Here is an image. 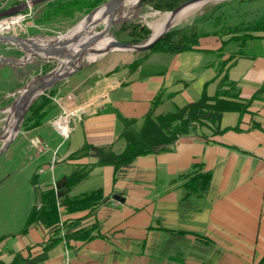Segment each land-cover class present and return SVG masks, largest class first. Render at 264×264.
I'll list each match as a JSON object with an SVG mask.
<instances>
[{
  "label": "crops",
  "instance_id": "1",
  "mask_svg": "<svg viewBox=\"0 0 264 264\" xmlns=\"http://www.w3.org/2000/svg\"><path fill=\"white\" fill-rule=\"evenodd\" d=\"M224 13L191 25L196 42L191 39L190 50H159L131 73L78 80L83 87L94 80L79 89L78 99L96 109L79 117L60 154L68 157L60 173L97 164L95 150L78 160L71 156L86 143L114 144L117 115L144 119L160 92V113L219 92L224 101L248 104L247 110L203 121L170 150L138 157L118 180L112 166L96 167L69 193L95 189L85 186L90 179L98 183L106 201L95 212L65 215L70 222L78 218L76 228L38 224L25 235L17 232L1 242L0 261L10 264L19 252L27 264H264V29L225 26ZM118 80L122 85L113 86ZM93 225V234L78 232Z\"/></svg>",
  "mask_w": 264,
  "mask_h": 264
},
{
  "label": "rangeland",
  "instance_id": "2",
  "mask_svg": "<svg viewBox=\"0 0 264 264\" xmlns=\"http://www.w3.org/2000/svg\"><path fill=\"white\" fill-rule=\"evenodd\" d=\"M139 1H128L129 3H126L127 6L117 14L116 18L118 17L119 20L113 25L109 38L126 44H145L151 40L153 33L157 32L151 26L158 19L157 16H153V13H171L177 6L189 0H146L141 7H138ZM106 2L108 1H105L97 7L103 6ZM169 2L170 6L175 4L173 9L166 7V4ZM20 3L21 1L19 0H0V12L10 9L12 5L20 6ZM46 3H41L37 6L32 4V11L27 18L24 20L21 19L18 23L12 22L8 27L9 29L4 28L0 30L2 31L0 35H10L24 40H31L33 43L28 44L31 47H34V45L44 46L53 37L66 34L89 11L94 9H89L86 5L84 8L70 7L66 10L56 8V11L54 7H48ZM156 4L162 5L163 10L155 9L154 6ZM27 11H23L17 15L27 14ZM221 11H224V14L228 12L229 15L223 20L225 26H235L244 33L245 31L246 33L252 32L249 30L250 27L255 29V32L258 29H264V26H255L258 23L264 25V0H222L203 5L188 18L169 27L166 35L172 33L174 42L171 41V43L173 45L186 44L185 40L191 44L190 38H194L193 40L196 42L195 37L191 34V29H189L192 27L191 25L195 22L196 24L199 23L198 26L204 24L203 22L208 16L212 17L215 13H220ZM125 14L126 18L123 19ZM218 15L217 17L220 18L221 15ZM8 21V18L0 19V24ZM107 23L106 18L100 26L96 27L95 32L98 33L103 30ZM235 27L234 30H236ZM245 35L247 36L249 34ZM157 51L159 50H151L143 54H131L125 51L115 50L103 54L93 61L88 60L89 51L84 53L81 57V63H78L77 68L72 69L69 73L70 75L73 73L71 76H65L54 87L47 90L34 101L33 104L38 103L43 95L49 93L53 100L51 104V117H48L41 127L35 129L30 127V123L26 124L24 121L18 134L14 138L12 137L13 139L11 138L4 142L0 140V153L2 152L0 156V244L4 239L12 238L17 235V232L19 233L25 228L31 208L35 205V192L37 187L50 185L55 189L59 200H61L60 188L62 183H65V174L60 173V169L68 164V157L64 158L60 154L66 150V142L76 132L79 125V117L83 115L85 119L90 111L96 109V106L94 107L93 105L81 106L78 99L79 95L82 94V92H79L81 88L88 89L93 87L94 80L90 84L86 83V87H83L84 85H81L82 87L78 86L76 82L87 79L91 75H95L93 79L97 81L99 74H103L104 77L109 76L115 78L114 75L120 72L125 73L128 71L131 73V71L137 70L144 63V60H146L145 57L152 53L155 54ZM68 54L63 58L59 57L49 60L41 57L33 58L31 56L32 54L28 53L25 48L11 43L0 44V135H2V131L7 124V110L15 104L23 89L32 81L49 75L55 68L60 66L61 61L68 60L70 53ZM122 77L124 78V76ZM121 85V80L113 84L115 87ZM156 107L158 106L154 108L155 114H161L156 111ZM61 119L68 123L69 132L67 135L63 134V131L60 130V132L56 129L55 123ZM119 124L117 115L116 129ZM11 140H13L12 144L8 146ZM90 146L92 147V145ZM116 148L114 146V149ZM89 164H78L83 167H89L90 171L86 176L96 168V164ZM88 183L85 185L86 187L87 185H94L93 187L95 189L96 187H100L98 183L91 182V179ZM60 203L58 204L60 215L59 224L56 227L66 229L67 227L74 226L76 228L77 225L73 223V220H77L78 218H73L71 222L67 218L65 220V215L70 213L61 211V209H65L60 206ZM85 211L87 212V210ZM83 212H74L73 214ZM84 217V215L81 216V218ZM93 227L95 228L93 229ZM96 229L97 226L93 225L88 228H80L78 232L84 234L82 231H86L87 233L85 234H93ZM92 236L98 237L100 234L98 233ZM2 237H4L3 240Z\"/></svg>",
  "mask_w": 264,
  "mask_h": 264
},
{
  "label": "trees",
  "instance_id": "3",
  "mask_svg": "<svg viewBox=\"0 0 264 264\" xmlns=\"http://www.w3.org/2000/svg\"><path fill=\"white\" fill-rule=\"evenodd\" d=\"M105 1L110 0H53L47 2L46 5L48 7H54L55 9L60 8L64 10L70 7L84 8L87 5L89 9H92ZM169 4L170 2L166 4V7L168 9H173L175 4L172 6ZM12 7H15V5ZM154 7L157 10H163L162 5L156 4ZM260 25L264 26L261 23L255 26ZM249 30L255 29L250 27ZM171 41L174 42V37H172V33H168V35H166L152 50L178 53L191 49L190 43L186 40V44L183 45H173ZM161 96L162 93L160 92L154 99L151 111L142 120L128 119L118 115V122L120 124L116 129L115 144L122 142L124 146L122 149H114L115 144L108 147L96 148L86 143L80 151L71 156V159L78 160L87 157L95 150L99 157V162L95 167L113 166L114 180H118L123 170L130 166L138 157L168 151L170 150V146L174 145L180 138L191 135L195 128L201 125L203 121H212L213 118L217 119L218 117L216 116H220L223 112L239 111L242 113L247 110L248 106V104L241 103L238 100L233 102L224 101L221 98L223 96L222 92H219L213 98L204 96L198 103L156 115L154 108L161 102ZM52 103V96L49 93L43 95L38 103L30 107L24 123H30L32 129L41 127L44 121L48 117H51ZM89 171V167L76 165L73 172L65 176V183L63 186L66 189V195L63 196L61 200H59L54 188H47L44 190L42 187H37L35 192V205L30 211L25 228L21 230L19 234H27L31 227L38 224L58 228L56 226L59 224V202H61L60 206L64 207L70 214L85 210L90 213L95 212L106 201L102 188H96L79 195L69 196L71 189L81 183ZM94 228L95 227H93V229ZM82 233L85 234L87 232L82 231ZM94 237L95 236L91 235L85 239L91 240ZM3 238L4 237H2V240ZM27 262L28 261L23 258L21 253L17 252L10 264H27ZM0 264L4 263L0 262Z\"/></svg>",
  "mask_w": 264,
  "mask_h": 264
},
{
  "label": "water",
  "instance_id": "4",
  "mask_svg": "<svg viewBox=\"0 0 264 264\" xmlns=\"http://www.w3.org/2000/svg\"><path fill=\"white\" fill-rule=\"evenodd\" d=\"M49 1L52 0H35L33 2V5L37 6L41 3H46ZM127 1L128 0H110L106 2L103 6L92 9L84 16V18L76 26H74V28L69 30L64 35L53 37L51 41L44 46L34 45V47H31L28 45L33 43L31 40L28 39L24 40L10 35H0V44L1 43L15 44L21 48H25L28 53L32 54L31 56L33 58L41 57L47 60L55 59L59 57L63 58L65 57L66 54L70 53V56L68 57L67 65L69 64L70 67H74V69L77 68L78 63H81L80 62L81 57L84 55V53H87L95 44L104 40H109V43L112 45L113 50H122L131 54L147 53L151 51L154 47H156V45L164 38L166 33L169 31V27L145 44H140V45L126 44L123 42H119L115 39H109L111 29L114 25V20ZM216 1H222V0H189L180 4L175 9H173L171 11V16L175 17L177 14H179L182 10H184L186 7L190 5H194V4L205 5L207 3L216 2ZM145 2L146 0H140L138 7L139 6L141 7ZM27 7L28 5L24 3L21 4L20 6L11 7L10 9H7L5 11H1L0 19L14 17V15L16 16L18 13L25 11ZM97 10H102L101 17L96 22L94 23L91 22L90 25H85L93 18ZM106 18L108 19V23L105 25L103 30L96 33L95 32L96 27L100 26L103 23L104 19ZM60 70L61 67L58 66L49 75L29 83L26 89L33 91L35 89L36 83L44 81L45 79H49L48 83L43 85L44 88L43 92L38 96L40 97L47 90L54 87L65 76L70 75L69 73L71 71L65 72L64 74L57 76ZM34 101L30 105L22 106L19 109L15 119L16 120V125L14 127L15 134H18V132L20 131L21 126L25 121L26 115L30 107L34 103ZM12 141L13 140H11L8 143V146L12 144Z\"/></svg>",
  "mask_w": 264,
  "mask_h": 264
},
{
  "label": "bare ground",
  "instance_id": "5",
  "mask_svg": "<svg viewBox=\"0 0 264 264\" xmlns=\"http://www.w3.org/2000/svg\"><path fill=\"white\" fill-rule=\"evenodd\" d=\"M128 1L130 2V0H128ZM126 3L124 5V7L122 8V10L125 8V6H127ZM131 4H134V3H131ZM202 6H203L202 4L190 5V6L186 7L184 10H182L175 17H172L171 16V13H157V12H154L153 13V16H157L158 19L151 26L158 33H153V36L151 37V39L154 38L155 36H157L158 34H160L162 31H164L168 27H172L175 24L181 22L182 20L188 18L193 12H195L196 10H198L199 8H201ZM101 15H102V10H97L95 12L93 18L89 22H87L85 25H90L91 22L92 23L96 22L101 17ZM125 18H126V14L124 15L123 19H125ZM20 20H21V17H15L12 20H10L9 22L1 23L0 24V30H3L4 28H8L9 25H11L12 22L13 23H18ZM118 20H119L118 17L115 18L114 24L117 23ZM107 22H108V19H107ZM0 32H2V31H0ZM109 39H111V38H109ZM112 51H115V50H113V47L109 43V40H104V41L98 42L97 44H95L89 50V52H88L89 53L88 60L89 61H93V60L97 59L99 56H101L103 54H106L108 52H112ZM118 51H122V50H118ZM67 62H68V60L67 61H61L60 62L61 70L57 74V76L62 75L65 72H69L72 69H74V67H70L69 64L67 65ZM69 67H70V69H69ZM48 81H49V79H45L44 81H41L39 83H36L35 89L33 91H30V90H28L26 88L23 89V91L21 92L19 98L16 100L15 104L13 106H11V107L8 108V110H7V113H8V116H7V124H6V126L4 127V129L2 131V135H0V140L1 141L2 140H3V142L4 141H8L12 137H15L16 136V134L14 133L15 132L14 127L16 125V120L15 119H16V115H17L19 109L22 106L30 105L43 92V89H44L43 88V85H45L46 83H48ZM56 125L59 126L62 130H65V131L68 132V130H66V129H68L69 127L67 126V122L65 120H59L56 123Z\"/></svg>",
  "mask_w": 264,
  "mask_h": 264
},
{
  "label": "built area",
  "instance_id": "6",
  "mask_svg": "<svg viewBox=\"0 0 264 264\" xmlns=\"http://www.w3.org/2000/svg\"><path fill=\"white\" fill-rule=\"evenodd\" d=\"M19 1H21V3L20 4H24V3H26L27 5H28V7H27V14H22V15H17L16 17H21V19L22 20H24L25 18H27L29 15H30V13H31V11H32V4H33V1L34 0H19ZM19 5V4H18ZM16 6V5H15ZM13 18H15V17H12V18H8L9 19V21H10V19L12 20ZM8 21V22H9ZM62 120V119H61ZM59 120H57L56 122H58ZM55 125H56V123H55ZM56 129H58L59 131L61 130V131H63L62 133L63 134H68V132H69V128L68 129H66V130H68V132L67 131H65V130H62L59 126H57L56 125ZM60 131V132H61Z\"/></svg>",
  "mask_w": 264,
  "mask_h": 264
}]
</instances>
